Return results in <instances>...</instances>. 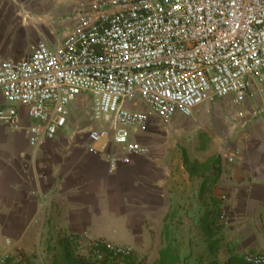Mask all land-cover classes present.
Here are the masks:
<instances>
[{"label":"crops","instance_id":"crops-1","mask_svg":"<svg viewBox=\"0 0 264 264\" xmlns=\"http://www.w3.org/2000/svg\"><path fill=\"white\" fill-rule=\"evenodd\" d=\"M72 7L71 0H0V55L18 60L29 57L39 41L61 45L71 29H62L60 15ZM84 97L90 98L84 94L73 102L67 126L38 151L29 144L34 120L27 107L12 105L20 116L17 124L0 121L1 238H16L28 249L53 221L95 238L118 237V243L156 233L164 241L159 251L172 241L179 252L177 238L202 239L215 255L223 247V207L230 216L229 254L264 255V117L237 119L239 131L230 128L224 142L215 135L221 153H206L204 143L198 145L201 153H192L184 142L186 116L178 113L165 123L155 115L148 131H134L132 137L149 152L132 155L129 163L120 160L111 173L106 156L121 155L122 148L111 141L94 144L75 129L73 110ZM0 106H10L1 91ZM198 110L195 117L204 112ZM174 133L175 142L169 140ZM227 147L239 150L233 162Z\"/></svg>","mask_w":264,"mask_h":264},{"label":"built area","instance_id":"built-area-1","mask_svg":"<svg viewBox=\"0 0 264 264\" xmlns=\"http://www.w3.org/2000/svg\"><path fill=\"white\" fill-rule=\"evenodd\" d=\"M69 16L74 24L61 45L39 41L18 60L0 55V91L10 104L0 121L17 124L12 105L27 107L35 151L67 126L71 105L84 94L102 123L88 132L90 141L122 148L107 155L111 173L120 160L149 152L132 137L146 132L151 114L191 117L216 99L228 100L244 123L264 111V0H76ZM253 101L263 107L247 108ZM226 149L233 162L239 150ZM83 235L99 263L135 259L130 245ZM243 259L264 264L262 254ZM0 264H9L1 242Z\"/></svg>","mask_w":264,"mask_h":264},{"label":"rangeland","instance_id":"rangeland-1","mask_svg":"<svg viewBox=\"0 0 264 264\" xmlns=\"http://www.w3.org/2000/svg\"><path fill=\"white\" fill-rule=\"evenodd\" d=\"M75 1L76 0H71L72 6H74ZM62 5L65 6V4ZM64 6H62V8H64ZM66 13L67 10L62 9L60 15L62 29L67 25L70 27V29H72L74 21L70 18V13ZM67 15L69 16V19L66 20L67 22H64L62 19L65 18ZM246 106L247 108L258 107L260 109L263 107L260 101L250 102ZM198 109H202L204 111L202 112V116L195 117L194 114V116L190 118L184 117L186 121L185 126L187 129H189L187 132V139L184 140V142L189 143L190 151L192 153L200 152L198 151V145L200 143H204L205 145H207V150L205 151L206 153L210 151H213L214 153H221L222 144L220 142L219 144L221 145V147L215 148L214 136L216 135L220 141L222 140V142H224L227 136L229 135L230 128H235L237 131H239V128L236 127V107H234L228 100L216 99L212 102H205L199 105L195 109V112H199ZM73 111L76 131L79 130L83 133L88 134L91 129L97 128L100 125L99 121L95 120L92 116L90 98H82L80 105L76 106ZM153 116H155V114H151L149 117L150 120L146 131H148L149 129V125ZM259 116L263 118L264 111ZM173 118L174 117L169 120H164L162 118L160 119L165 123H169L173 120ZM171 135L172 137L169 136V140H172L173 142L178 140V136L175 133ZM166 138V136H163L162 141H165ZM221 215H224L225 219L220 218L221 223L218 222L219 220L217 221V223H220L219 225H221V227L219 228L221 232H219L221 233V243L223 245L220 251H218L219 254L212 255L207 249V242L203 241L202 239L188 241L182 238H177V246L181 255V261L179 264L227 263V260L231 257L228 252L231 248L229 247L228 249L227 246L232 243L231 241H227L226 239V232L228 230L227 223L229 222L230 216L223 207ZM146 227L148 229L152 228L150 224H148ZM173 227L176 228V230L178 231V229L181 227L180 219L176 220V223L173 225ZM83 234L84 233L70 231L67 227L63 228L59 224H56L53 221H49L42 228L39 238L30 240V246L28 249H26L22 245V242H20L16 238H10L7 236L3 238L0 237V242L2 244V249L4 253L8 256V259L10 260L9 264H53L56 255H59L61 253L60 240L63 237H71L75 241L77 251L81 254L87 255ZM88 234L90 238H95L91 236L90 233ZM7 239L11 240V244H6ZM115 239L116 240L113 239V241H117L116 243H118L119 238L116 237ZM163 242L164 241L162 239H156V233H148L145 234L144 238L132 241V243L122 242L120 244H127L134 248L136 264H154L160 257L159 249L163 247ZM137 244L139 246H137ZM246 253L253 252H244L243 254H240V257L243 259Z\"/></svg>","mask_w":264,"mask_h":264},{"label":"trees","instance_id":"trees-1","mask_svg":"<svg viewBox=\"0 0 264 264\" xmlns=\"http://www.w3.org/2000/svg\"><path fill=\"white\" fill-rule=\"evenodd\" d=\"M61 253L56 255L53 264H103L93 260L88 254L84 255L77 251L75 241L71 237H63L60 240ZM180 254L172 241L160 251V257L154 264H179ZM8 263L10 260L8 259ZM131 264H136L135 259ZM226 264H248L239 255L231 254Z\"/></svg>","mask_w":264,"mask_h":264}]
</instances>
